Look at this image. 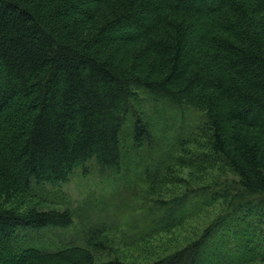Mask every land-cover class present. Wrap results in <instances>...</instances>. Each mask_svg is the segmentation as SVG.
Here are the masks:
<instances>
[{
    "label": "trees",
    "instance_id": "trees-1",
    "mask_svg": "<svg viewBox=\"0 0 264 264\" xmlns=\"http://www.w3.org/2000/svg\"><path fill=\"white\" fill-rule=\"evenodd\" d=\"M138 90L204 115L177 165L234 175L213 197L205 185L183 193L178 225L217 198L221 214L148 262L97 260L98 232L84 246L16 250L20 230L74 222L69 209L23 208L35 187L90 162L118 169L128 118L145 147ZM263 227L264 0H0V264H262Z\"/></svg>",
    "mask_w": 264,
    "mask_h": 264
},
{
    "label": "rangeland",
    "instance_id": "rangeland-1",
    "mask_svg": "<svg viewBox=\"0 0 264 264\" xmlns=\"http://www.w3.org/2000/svg\"><path fill=\"white\" fill-rule=\"evenodd\" d=\"M136 93L135 117L148 127L145 147L134 146L133 121L128 118L121 134L123 158L118 169H104L90 162L76 170L67 183L35 187L23 208L69 209L74 222L67 229L20 230L14 243L16 250L37 247L56 252L68 246H84L98 232L96 239L104 243L105 250L95 253L97 260L148 262L189 244L221 214L223 206L217 198L182 225L177 223L184 212L179 206L183 193L194 196L205 185L213 197L218 185L234 177L200 162L184 168L175 161L182 147L198 133L204 115L175 109L141 90ZM193 147L190 144L186 150ZM169 165L173 167L172 176L168 175ZM178 178L186 184L177 182Z\"/></svg>",
    "mask_w": 264,
    "mask_h": 264
}]
</instances>
